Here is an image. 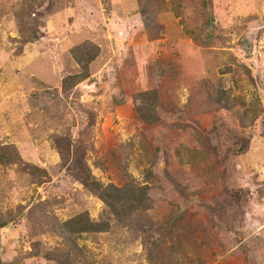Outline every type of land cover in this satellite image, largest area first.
<instances>
[{
    "label": "rangeland",
    "instance_id": "1",
    "mask_svg": "<svg viewBox=\"0 0 264 264\" xmlns=\"http://www.w3.org/2000/svg\"><path fill=\"white\" fill-rule=\"evenodd\" d=\"M0 264H264V0H0Z\"/></svg>",
    "mask_w": 264,
    "mask_h": 264
},
{
    "label": "trees",
    "instance_id": "2",
    "mask_svg": "<svg viewBox=\"0 0 264 264\" xmlns=\"http://www.w3.org/2000/svg\"><path fill=\"white\" fill-rule=\"evenodd\" d=\"M93 50L86 47L82 54L85 61H91L94 58ZM81 70L75 75H69L62 80V88L66 89L74 86L86 78ZM155 90H144L138 94L139 106L136 109L138 117L146 124L157 123L159 116L157 114V95ZM97 190L99 198L105 203L113 217L122 223H127L138 213H143L151 207V201L147 197V187H116L114 185L102 186ZM97 187V186H96ZM64 225L74 233L83 232H106L108 224L106 222H93L88 214L82 213L75 218L66 221Z\"/></svg>",
    "mask_w": 264,
    "mask_h": 264
}]
</instances>
